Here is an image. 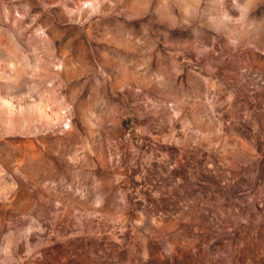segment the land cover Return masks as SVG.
I'll use <instances>...</instances> for the list:
<instances>
[{"label":"rangeland","instance_id":"1","mask_svg":"<svg viewBox=\"0 0 264 264\" xmlns=\"http://www.w3.org/2000/svg\"><path fill=\"white\" fill-rule=\"evenodd\" d=\"M0 264H264V0H0Z\"/></svg>","mask_w":264,"mask_h":264}]
</instances>
